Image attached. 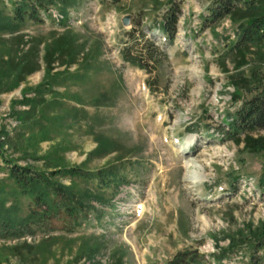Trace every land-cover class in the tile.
Instances as JSON below:
<instances>
[{
  "label": "rangeland",
  "instance_id": "374dc122",
  "mask_svg": "<svg viewBox=\"0 0 264 264\" xmlns=\"http://www.w3.org/2000/svg\"><path fill=\"white\" fill-rule=\"evenodd\" d=\"M217 1L43 0L48 9L36 20L0 31L4 157L47 176L59 171L51 180L83 195L85 206L82 215L35 206L0 158V205L9 217L44 215L0 236V264H168L187 250L203 264L252 263V230L264 221V152L228 139L223 119L251 96L229 77L253 68L264 76V61L251 54L240 70L228 59L222 69L238 23L205 24ZM13 6L0 0L1 15ZM176 8L168 41L159 29ZM130 31L145 68L123 59ZM140 33L165 58L149 54ZM25 62L34 71L23 76ZM125 183L132 191L116 197ZM135 199L146 213L133 220Z\"/></svg>",
  "mask_w": 264,
  "mask_h": 264
},
{
  "label": "trees",
  "instance_id": "16d2710c",
  "mask_svg": "<svg viewBox=\"0 0 264 264\" xmlns=\"http://www.w3.org/2000/svg\"><path fill=\"white\" fill-rule=\"evenodd\" d=\"M43 0H14V8L10 16H3L0 13V31H13L26 18L36 20L39 10H45L48 6ZM52 0H46L51 3ZM180 8L172 11L160 25V32L163 33L168 41H172L177 28L178 15ZM229 18L234 23H238L236 40L227 47L225 56L222 59V69H226V59L233 63L234 70L238 71L248 63V55L253 54L260 61H264V0H218L210 8L209 16L204 19L209 26ZM133 44H127L122 50L123 59L130 64L145 68L147 61L139 60L133 50L136 47V33H127ZM140 38L144 43H148V53L160 58H165V54L159 51L158 46L151 39L145 38L140 33ZM150 58L155 57L150 55ZM20 72L22 75L32 73L34 70H26V62L21 64ZM239 73V72H238ZM235 73L229 78L234 88L244 89L251 93L241 108L232 119H223V125L227 126L225 135L228 139L237 144L243 143L246 150L250 152H264V136H254L256 131L264 130V76L256 68L250 70L246 77L244 74ZM0 158L5 164L8 177L17 187L19 195L30 196L35 206H44L47 211L60 212L66 211L70 214L82 215L85 209L83 195H76L73 189L63 184L51 180L57 172L46 174L36 172L30 166H20L10 159L4 157L3 148L0 146ZM60 170V169H59ZM71 174L81 175L79 170H67ZM102 176L101 174H99ZM260 187L264 193V174L260 179ZM121 186V185H120ZM36 211H31L25 218L14 220L9 217L7 208L0 205V236L11 233L18 235L29 226V221L43 220L44 215ZM20 231V232H19ZM253 244L251 245L253 255L251 264H264V221L262 225L252 230ZM262 253V256L259 253ZM204 258L196 250L178 252L168 264H203Z\"/></svg>",
  "mask_w": 264,
  "mask_h": 264
},
{
  "label": "bare ground",
  "instance_id": "6f19581e",
  "mask_svg": "<svg viewBox=\"0 0 264 264\" xmlns=\"http://www.w3.org/2000/svg\"><path fill=\"white\" fill-rule=\"evenodd\" d=\"M50 17L56 19L57 21H60L59 18V15L56 13V12H51L48 14ZM190 142L184 144V146L186 148H184L183 150H188L189 148H187V146H189ZM188 165V164H187ZM199 181V180H198ZM197 180L195 182H198ZM130 184H123L121 186H119L118 188V192H117V195L116 197L118 196V194L120 193L121 194V191H123L124 193H130L132 191V188L131 187H128ZM136 203L133 208V220H136V219H141L144 214L146 213V204L144 201H138L135 199V202Z\"/></svg>",
  "mask_w": 264,
  "mask_h": 264
},
{
  "label": "water",
  "instance_id": "95a60500",
  "mask_svg": "<svg viewBox=\"0 0 264 264\" xmlns=\"http://www.w3.org/2000/svg\"><path fill=\"white\" fill-rule=\"evenodd\" d=\"M122 24H123L124 26H127V25L129 24V18H128V16H125V17L122 19Z\"/></svg>",
  "mask_w": 264,
  "mask_h": 264
}]
</instances>
